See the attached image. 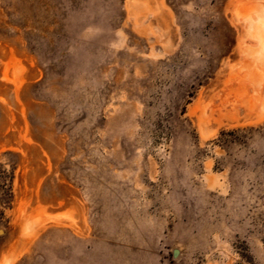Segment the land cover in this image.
I'll return each mask as SVG.
<instances>
[{
  "label": "rangeland",
  "instance_id": "obj_1",
  "mask_svg": "<svg viewBox=\"0 0 264 264\" xmlns=\"http://www.w3.org/2000/svg\"><path fill=\"white\" fill-rule=\"evenodd\" d=\"M0 264H264V0H0Z\"/></svg>",
  "mask_w": 264,
  "mask_h": 264
},
{
  "label": "bare ground",
  "instance_id": "obj_2",
  "mask_svg": "<svg viewBox=\"0 0 264 264\" xmlns=\"http://www.w3.org/2000/svg\"><path fill=\"white\" fill-rule=\"evenodd\" d=\"M244 6V5H243ZM241 7V6H240ZM246 9V8H245ZM257 11V10H256ZM236 12H237V10H236ZM246 13V12H245ZM251 13V12H250ZM253 13V12H252ZM245 15V14H244ZM245 18V17H244ZM246 19H247V16H246ZM258 19V18H257ZM254 21V20H253ZM250 27H252V26H250ZM251 28H249V30H250ZM252 32V31H251ZM249 33V32H248ZM256 40V39H255ZM261 45V44H260ZM178 252V254H179V251H177ZM181 256V255H180Z\"/></svg>",
  "mask_w": 264,
  "mask_h": 264
},
{
  "label": "water",
  "instance_id": "obj_3",
  "mask_svg": "<svg viewBox=\"0 0 264 264\" xmlns=\"http://www.w3.org/2000/svg\"><path fill=\"white\" fill-rule=\"evenodd\" d=\"M178 254V252L177 251H175V255H177Z\"/></svg>",
  "mask_w": 264,
  "mask_h": 264
}]
</instances>
